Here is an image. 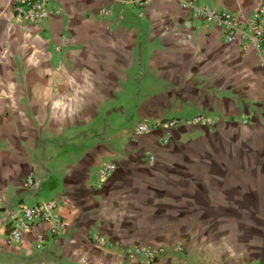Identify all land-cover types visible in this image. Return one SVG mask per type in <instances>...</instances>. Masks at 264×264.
Here are the masks:
<instances>
[{
	"label": "crops",
	"instance_id": "obj_1",
	"mask_svg": "<svg viewBox=\"0 0 264 264\" xmlns=\"http://www.w3.org/2000/svg\"><path fill=\"white\" fill-rule=\"evenodd\" d=\"M49 1L60 14L36 24L0 0V264H143L137 247L264 264V58L187 25V0ZM198 1L248 16L262 0ZM172 119L168 143L137 132ZM50 199L65 228L13 241L11 217Z\"/></svg>",
	"mask_w": 264,
	"mask_h": 264
},
{
	"label": "built area",
	"instance_id": "obj_2",
	"mask_svg": "<svg viewBox=\"0 0 264 264\" xmlns=\"http://www.w3.org/2000/svg\"><path fill=\"white\" fill-rule=\"evenodd\" d=\"M139 7H145L146 0H137ZM11 6L14 16L21 22H33L43 24L52 20L60 14V9L52 7L49 0H11ZM185 7L188 9L189 18L187 25H191L194 19L201 20L204 25H216L222 28L223 38L226 42H238L243 50L254 48L264 58V0L248 16H241L230 10L217 9L209 4L201 3L198 0L185 1ZM102 15L107 16L111 9L103 7ZM144 13L141 12V15ZM206 121L203 117H197L189 123H199ZM180 123L179 119H172L166 122H140L137 125V132L145 134L155 128H162L164 131L163 142L168 143L170 140V130ZM149 163L155 162V156L150 155ZM117 166L113 162L103 164L99 169V178L103 182L113 174ZM28 184H38L33 179H28ZM59 204L55 199L40 201L31 205L22 206L20 212L10 219L9 236L15 242H20L23 236L34 229V225L46 221L51 223L50 234L60 233L66 226L59 211ZM48 234L39 232L36 235L37 246L43 248ZM97 244L103 245L99 236L95 237ZM177 249H181L178 245ZM165 252L163 247H146L135 248V253L142 258L143 264H151L160 254Z\"/></svg>",
	"mask_w": 264,
	"mask_h": 264
},
{
	"label": "rangeland",
	"instance_id": "obj_3",
	"mask_svg": "<svg viewBox=\"0 0 264 264\" xmlns=\"http://www.w3.org/2000/svg\"><path fill=\"white\" fill-rule=\"evenodd\" d=\"M138 8H140V7H138ZM141 9V8H140ZM138 16H141V11L139 10L138 11Z\"/></svg>",
	"mask_w": 264,
	"mask_h": 264
}]
</instances>
